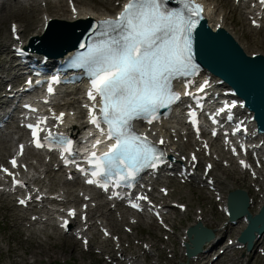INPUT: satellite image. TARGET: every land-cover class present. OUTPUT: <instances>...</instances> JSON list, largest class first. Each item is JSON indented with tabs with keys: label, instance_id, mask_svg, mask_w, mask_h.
I'll use <instances>...</instances> for the list:
<instances>
[{
	"label": "snow or ice",
	"instance_id": "6c2138e0",
	"mask_svg": "<svg viewBox=\"0 0 264 264\" xmlns=\"http://www.w3.org/2000/svg\"><path fill=\"white\" fill-rule=\"evenodd\" d=\"M176 3L179 7L169 6L167 0H128L115 18L99 22L101 39L75 58L90 75L87 93L92 102L90 124L110 142L107 151L99 155L93 152L86 161L90 171L75 160H65L93 177L86 181L88 184H99L108 191L109 185L119 187L121 182L135 179L142 170L155 169L162 162L165 153L158 151L146 134L137 132L134 121L152 124L161 108H169L181 98L173 88V80L187 77L195 70L191 35L204 11L203 5L195 0H176ZM48 91L51 93L53 89L50 87ZM183 94L192 95L188 91ZM195 115L194 111L190 113L192 117ZM63 116L61 113L54 118L62 123ZM46 122L43 119L28 125L33 129L35 147L54 145L71 155L73 142L64 133L54 134L49 130L44 142L41 141L40 125ZM192 123L195 125L197 121L193 119ZM106 141L96 140L94 147ZM159 143H164L163 139ZM11 164L16 167L17 161L13 159ZM132 207L139 206L132 204ZM69 215L74 216L75 211L70 210ZM63 226L67 227V221Z\"/></svg>",
	"mask_w": 264,
	"mask_h": 264
},
{
	"label": "rangeland",
	"instance_id": "374dc122",
	"mask_svg": "<svg viewBox=\"0 0 264 264\" xmlns=\"http://www.w3.org/2000/svg\"><path fill=\"white\" fill-rule=\"evenodd\" d=\"M13 2V3H12ZM11 4H14V1H12ZM114 4L111 3V6ZM103 7V6H102ZM223 8L227 12L228 18V24L231 25V27L234 28L238 35V40L240 44L243 45L245 51H249L252 47L251 42V31L249 30L247 26V22L243 19L240 12L238 10H233V7L230 2L224 3ZM102 9V8H100ZM233 17L234 20H236V24L231 22V18ZM3 19V20H2ZM14 19L15 21H18L22 23V20L24 18L19 17L18 15L16 17L6 16L3 15V17L0 19V42L5 43L6 36L5 34L8 33V25L10 21ZM24 24V22H23ZM264 35V34H263ZM261 36V34H260ZM1 49H3L1 47ZM5 84L2 83L0 85V90H4ZM223 169V168H222ZM227 175L228 171L224 170ZM222 174V173H221ZM224 176V174L222 175ZM229 179L234 180L236 186H247L248 187V181L247 179L238 174L236 171L231 172L230 175H228ZM181 199L186 203L187 205V212L185 215L180 218V216H177L175 219L178 221L176 222L177 227H179V230L176 229L177 233L180 234L182 231V228L187 224L186 221H189L192 219V215L195 214V210L197 206H202L207 208V213H210L209 206H210V200L209 199H203V204H200L201 197L200 195L196 196L194 195L192 198H189V195L185 194L181 197ZM261 199V197H259ZM195 201H198L196 203ZM13 205L10 202H5L3 200H0V264H24V260H22V257L27 258L30 263L34 261L33 256L41 257V262L37 264H107L100 255L95 254L94 252H86L80 248V246L76 243V246H74V242H72L70 239L61 238L59 242L55 243L54 248L50 250V254L48 255L45 252L31 254L28 249H31V243L26 240L27 232L21 231L20 227L16 224V222L13 220V215L15 211L13 210ZM255 209V208H254ZM217 206L213 207V215L216 213ZM7 214V215H6ZM11 215V216H8ZM9 217V218H8ZM214 218V216H213ZM219 217H216L214 219V223L212 224V227L216 228V225L219 223ZM109 220V219H108ZM179 220H181L179 222ZM110 221V220H109ZM22 227L24 224L20 223ZM121 225L119 224L117 226L119 231H122ZM209 226V225H208ZM52 230V228H50ZM237 229V227H233L229 232L225 233L222 236V241L225 242L226 237H234V231ZM55 232H57L56 229H54ZM123 232V231H122ZM124 233V232H123ZM146 232L143 231L142 238L148 239V235L145 234ZM152 242L156 243L157 251L160 252V261L159 264H173L175 260L173 258L169 257L172 252H168L162 249L164 243H167V246L169 248H172L177 241V238L172 240V235H169V239L167 242L162 239L163 234L162 233H152ZM138 241L135 238L133 239V244L137 245ZM262 245L264 247L263 242L256 245ZM256 247L254 249V253H245L243 250L237 251L235 254H232V258L235 259L238 258V262L236 264H264V256H261V253L259 251H256ZM35 249V248H34ZM230 254V253H229ZM224 254L222 257V261L219 262V264H234V262L230 261V255ZM244 254H246L244 256ZM33 255V256H32ZM221 258V257H220ZM149 264H157L155 260V256H152L150 260L148 261Z\"/></svg>",
	"mask_w": 264,
	"mask_h": 264
},
{
	"label": "bare ground",
	"instance_id": "6f19581e",
	"mask_svg": "<svg viewBox=\"0 0 264 264\" xmlns=\"http://www.w3.org/2000/svg\"><path fill=\"white\" fill-rule=\"evenodd\" d=\"M89 1L94 3V4L97 3L96 0H89ZM99 1L103 4V6L110 7L111 2L109 0H106V1L99 0ZM24 2H17V3H14L12 5L11 4L8 5L5 1H2L0 4V19L3 17V15H7V16L9 15L11 17H13L14 15H18V16H24L25 17V22H24L23 28H22L21 24L19 25L20 34H22L23 31L25 30V32L22 35L23 41H25L27 39V37L30 35L40 34L42 31V26L44 24V21L47 20L49 17H51V18H62L65 20H70L72 18V15H70V12L65 13V10L63 9L62 5L58 4L57 0H46L45 7L39 6L37 4V0H31L30 5H27V3H24ZM78 9H79V11H78L79 15H85V14L93 15L96 13L92 9L85 7V6H81V5L78 6ZM60 10H63V11H60ZM225 14H226V12H223V15L220 16V13H219L218 15H216V17L212 16V19H211V14H210L208 16V24L212 28H214L216 23H220L221 26L225 27L226 29H229L228 27H226V24H227L226 18L227 17ZM248 14H253V13L248 12ZM231 22L235 23V21H231ZM249 29L252 32L251 37L253 38V41L257 44V46L259 45L260 48H264V35H262L260 37V34H261L262 30H264V27L261 26L257 29V28H252L251 26H249ZM234 32H236V31H234ZM6 37L9 38L11 44L15 43L13 40L10 39V37L8 35H6ZM1 47L3 49H1ZM260 48L256 47L251 52H259ZM70 53L71 52H69L68 54H70ZM7 54H8V49L6 48V44L3 42H0V62H2V63H8L9 62V67H12L10 65V63L12 62V59L7 58L6 57ZM0 67H2V64H0ZM224 89H229V88L225 87ZM60 90L61 91L62 90H71V92H70L71 96H70V99L67 103L68 109L74 110V113L77 114V116L81 115L80 103L77 101V97H76V94L78 93L79 89L76 86H74V87H62V88H60ZM56 105L59 106V102ZM176 123L181 124L178 117L176 118V116H175L173 120L168 121V123H166L165 125L162 126V127L166 128V132L170 133L171 139L174 136H178V138H180V139L184 136V135L178 134V132H179V130H181V128H179ZM171 131H175L176 134L171 135ZM8 142H9V140H7L5 137L0 139V158H2L3 155L10 150V144H8ZM189 145L194 146L197 144L196 143L191 144V142L189 140L187 142H181V141L172 142L171 148L174 147V150H179V151H181L182 154H184L183 151L185 150V148H188ZM172 153H174V152H172ZM214 177L216 179V185H217V183L219 184L221 182L225 183L226 182L225 178H227V176L225 178H222V177L216 176V175H214ZM172 181L174 182V180H171V179L165 180L164 185L169 184ZM52 184L55 187L58 186L57 187L58 193H59V190L61 188L63 189V187L59 186V184H60L59 180H57V181L52 180L51 184L49 186L52 187ZM226 185L228 186V189L232 188V185H230L228 183H226ZM180 193H182V192H179V194ZM223 193H226V191H224ZM64 194H65V191L63 189V195ZM252 204L249 205L250 210L253 207ZM263 205H264V203H263ZM17 208L18 207L15 205L14 210H16ZM33 213H35V211L31 212V214H33ZM8 216H11V215H8ZM23 216L24 215L22 213H20L19 216H16L15 218L22 219ZM203 222H205V221L203 220ZM228 229H229L228 225H225L224 229H223V233L228 232ZM27 231L29 233V237L27 238V240L31 243V246H32V248L28 249L29 251H27V252H30L31 254H34L35 252H37V253L45 252L49 255L50 250L52 249L54 243L49 242L48 240L42 238L39 235L34 236V231L31 229H29ZM44 234L47 237V239L51 238V235H52L51 233L44 232ZM236 234H238V233H236ZM261 237L262 236H260L259 238H261ZM101 242H104V241L102 240ZM151 246H153V245H151ZM33 257H35V258H34V261H32L31 263H30V261L27 260V258L22 257V260L25 261L23 263L24 264H37V263L41 262V257H36V256H33ZM202 257H204L203 260H202ZM206 258H207V255L202 254L196 258V261L198 264H206V262L208 264V260ZM193 260H195V258H193L192 261ZM134 262H135V260H134Z\"/></svg>",
	"mask_w": 264,
	"mask_h": 264
},
{
	"label": "water",
	"instance_id": "95a60500",
	"mask_svg": "<svg viewBox=\"0 0 264 264\" xmlns=\"http://www.w3.org/2000/svg\"><path fill=\"white\" fill-rule=\"evenodd\" d=\"M237 56H240V54L236 53ZM257 67H259V69H261L263 71V75H264V62H261L260 64H256ZM253 75V74H252ZM253 82L257 83V82H261V80H255V79H251ZM262 81H264V76H262Z\"/></svg>",
	"mask_w": 264,
	"mask_h": 264
}]
</instances>
